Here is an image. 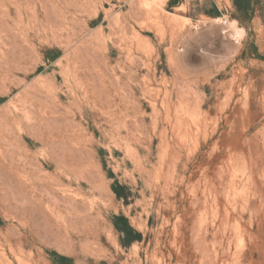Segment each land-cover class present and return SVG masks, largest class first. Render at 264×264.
I'll return each mask as SVG.
<instances>
[{"label": "rangeland", "instance_id": "obj_1", "mask_svg": "<svg viewBox=\"0 0 264 264\" xmlns=\"http://www.w3.org/2000/svg\"><path fill=\"white\" fill-rule=\"evenodd\" d=\"M168 2L0 0V264H264V0Z\"/></svg>", "mask_w": 264, "mask_h": 264}, {"label": "trees", "instance_id": "obj_2", "mask_svg": "<svg viewBox=\"0 0 264 264\" xmlns=\"http://www.w3.org/2000/svg\"><path fill=\"white\" fill-rule=\"evenodd\" d=\"M258 3L259 0H233L234 9L246 22H251V20L253 19L255 15V5H257ZM178 5L179 0H169L168 2L169 9L177 7ZM220 16L221 13L217 9L212 12V18L217 19ZM239 18L234 17L233 19L240 21ZM111 223L114 230L119 235V243L122 247L126 248L130 246L134 241H138L140 239V235L133 230V228L129 225L128 220L123 215L113 216ZM55 257L60 261L68 262L69 264H71V260L57 256Z\"/></svg>", "mask_w": 264, "mask_h": 264}, {"label": "built area", "instance_id": "obj_3", "mask_svg": "<svg viewBox=\"0 0 264 264\" xmlns=\"http://www.w3.org/2000/svg\"><path fill=\"white\" fill-rule=\"evenodd\" d=\"M222 17V16H221ZM222 20V21H221ZM218 21H221L220 23H222V24H224V25H226V23H227V21L226 20H224L223 18H218Z\"/></svg>", "mask_w": 264, "mask_h": 264}]
</instances>
